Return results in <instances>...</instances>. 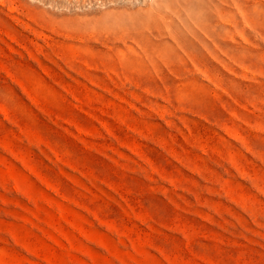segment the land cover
Returning a JSON list of instances; mask_svg holds the SVG:
<instances>
[{
    "label": "rangeland",
    "instance_id": "rangeland-1",
    "mask_svg": "<svg viewBox=\"0 0 264 264\" xmlns=\"http://www.w3.org/2000/svg\"><path fill=\"white\" fill-rule=\"evenodd\" d=\"M0 264H264V0H0Z\"/></svg>",
    "mask_w": 264,
    "mask_h": 264
}]
</instances>
